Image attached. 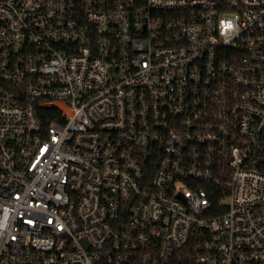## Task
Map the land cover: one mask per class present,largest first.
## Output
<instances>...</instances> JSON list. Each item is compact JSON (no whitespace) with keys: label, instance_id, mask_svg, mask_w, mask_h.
<instances>
[{"label":"built area","instance_id":"obj_1","mask_svg":"<svg viewBox=\"0 0 264 264\" xmlns=\"http://www.w3.org/2000/svg\"><path fill=\"white\" fill-rule=\"evenodd\" d=\"M0 264H264V0H0Z\"/></svg>","mask_w":264,"mask_h":264}]
</instances>
